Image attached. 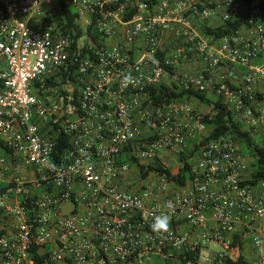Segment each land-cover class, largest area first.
Returning a JSON list of instances; mask_svg holds the SVG:
<instances>
[{
    "label": "built area",
    "instance_id": "1",
    "mask_svg": "<svg viewBox=\"0 0 264 264\" xmlns=\"http://www.w3.org/2000/svg\"><path fill=\"white\" fill-rule=\"evenodd\" d=\"M254 6L0 0V264H36L33 253L42 264L234 263L248 239L264 264V179L250 182L232 137L204 141L210 107L148 96L160 84L207 93L264 140V25L252 22ZM62 8L76 14V39L54 21ZM248 13L218 39L201 30ZM192 143L185 184L154 169ZM155 215L171 218L170 231L151 230Z\"/></svg>",
    "mask_w": 264,
    "mask_h": 264
},
{
    "label": "trees",
    "instance_id": "2",
    "mask_svg": "<svg viewBox=\"0 0 264 264\" xmlns=\"http://www.w3.org/2000/svg\"><path fill=\"white\" fill-rule=\"evenodd\" d=\"M246 3L249 5L254 3V7L259 10L258 15L252 17L253 23H262L264 25V0H246ZM65 17V21H63ZM76 14L66 8H62L61 12L56 13L54 16V21L57 22L63 30H66L65 33L68 34L71 38L76 39L80 36L81 31L79 27L75 26L74 19ZM249 13L245 17L239 19H233L227 21L216 27H205L201 28L203 33L207 36H212L216 39L229 35L232 32L239 29L243 24H248ZM75 30L76 35L73 36L72 32ZM91 27L89 28V32ZM94 40L97 39V34L94 31L92 34ZM85 55V52L83 53ZM69 72L76 74L75 64L69 65ZM47 80L45 86H49L50 82ZM41 82L36 81L35 85L40 86ZM41 96L48 94L39 90ZM148 96L152 102L156 105H162L170 103L174 100L181 98L190 99L198 103L203 104L206 108L210 107L211 111L209 114L203 116V122L206 124L209 129V135L204 139V141L218 138L220 136H230L232 137L240 147V154L243 157L251 159V183L255 184L260 180L264 179V140L259 136H252V134L244 129L240 123L235 119L234 115L227 107L222 104L221 100L217 97H211L204 92H194V91H184V90H171L167 86L160 84L154 88L148 89ZM65 143V139H64ZM65 145V144H64ZM192 149L184 150L177 154V161L180 163V166L176 173H172L171 170L167 167H162V165L154 166V169H157L159 172L165 173L172 181L178 185H183L187 182L190 176V159L197 152L198 147L195 143H192ZM157 165V163H154ZM241 247V245H240ZM34 260L36 264H42V259L39 258V255L33 253ZM155 262H158V258H155ZM224 264H248L247 260L243 255H240L238 260L234 263L230 261H225Z\"/></svg>",
    "mask_w": 264,
    "mask_h": 264
},
{
    "label": "clouds",
    "instance_id": "3",
    "mask_svg": "<svg viewBox=\"0 0 264 264\" xmlns=\"http://www.w3.org/2000/svg\"><path fill=\"white\" fill-rule=\"evenodd\" d=\"M125 81H130V76H125ZM170 225H171V218L168 215H155L153 218V222L150 225L151 230L154 233H167L170 231ZM257 243H260V241H257Z\"/></svg>",
    "mask_w": 264,
    "mask_h": 264
},
{
    "label": "crops",
    "instance_id": "4",
    "mask_svg": "<svg viewBox=\"0 0 264 264\" xmlns=\"http://www.w3.org/2000/svg\"><path fill=\"white\" fill-rule=\"evenodd\" d=\"M262 250H264V246L262 247ZM259 252L260 250L255 249L251 244V240L249 239L242 242L239 250V254L245 257L248 264L258 263Z\"/></svg>",
    "mask_w": 264,
    "mask_h": 264
},
{
    "label": "rangeland",
    "instance_id": "5",
    "mask_svg": "<svg viewBox=\"0 0 264 264\" xmlns=\"http://www.w3.org/2000/svg\"><path fill=\"white\" fill-rule=\"evenodd\" d=\"M196 110H198L196 107H194ZM209 111V109L208 110H204L203 109V113L204 112H208ZM252 136H254V135H252ZM254 137H256V136H254ZM167 157L168 156H165L164 158H165V160L167 161V160H169V159H167ZM170 165H169V168H170V170H171V172L172 173H175L176 172V169H177V166H178V162H177V156H172V158L170 159ZM249 161L251 162V159H249ZM215 249H219L218 247H215ZM202 255H205V253H203Z\"/></svg>",
    "mask_w": 264,
    "mask_h": 264
}]
</instances>
